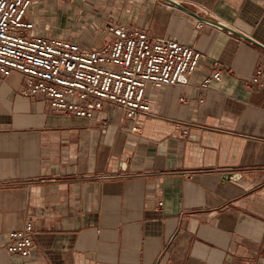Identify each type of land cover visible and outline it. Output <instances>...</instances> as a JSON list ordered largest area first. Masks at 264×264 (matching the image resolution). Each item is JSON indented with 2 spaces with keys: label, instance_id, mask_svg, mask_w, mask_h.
Segmentation results:
<instances>
[{
  "label": "crops",
  "instance_id": "crops-1",
  "mask_svg": "<svg viewBox=\"0 0 264 264\" xmlns=\"http://www.w3.org/2000/svg\"><path fill=\"white\" fill-rule=\"evenodd\" d=\"M179 1L264 45V0ZM27 17L84 46L121 23L202 59L189 85L147 87L137 132L118 107L57 113L22 94V74H0V264H261L264 50L165 0H33ZM214 61L222 76L201 92ZM29 219L32 253L8 252Z\"/></svg>",
  "mask_w": 264,
  "mask_h": 264
},
{
  "label": "built area",
  "instance_id": "built-area-1",
  "mask_svg": "<svg viewBox=\"0 0 264 264\" xmlns=\"http://www.w3.org/2000/svg\"><path fill=\"white\" fill-rule=\"evenodd\" d=\"M32 1L0 0V74H22V94L40 93L57 113L90 117L108 103L118 107L130 130L137 132L140 114L150 111L147 87L189 85L202 59L191 45L152 37L121 23L107 24L112 37L93 46L35 32L34 22L26 16ZM263 71L261 65L253 76L260 85L264 84ZM221 76L214 61L195 86L204 92ZM203 100L199 96L198 101ZM33 232L29 219L8 233L2 247L29 256ZM259 263L264 264L262 257Z\"/></svg>",
  "mask_w": 264,
  "mask_h": 264
},
{
  "label": "water",
  "instance_id": "water-1",
  "mask_svg": "<svg viewBox=\"0 0 264 264\" xmlns=\"http://www.w3.org/2000/svg\"><path fill=\"white\" fill-rule=\"evenodd\" d=\"M166 2L170 3V4H173L177 7H180L184 10H187L189 12H192L194 15L198 16L200 19H203V20H207V21H210L211 23L215 24V25H219L220 27L222 28H225L229 31H231L232 33H235V34H238L239 36H241L242 38L244 39H247L257 45H259L263 50H264V45H261L259 43H257L254 39L250 38L249 36L245 35V34H242L240 32H238L236 29L232 28L231 26L227 25L226 23H222V22H219L218 20L214 19V18H211V17H208V16H203V15H200L192 10H190L186 5H184L181 1L179 0H165ZM240 173H236V172H226V173H223L222 175V178L223 179H239L240 177Z\"/></svg>",
  "mask_w": 264,
  "mask_h": 264
},
{
  "label": "rangeland",
  "instance_id": "rangeland-1",
  "mask_svg": "<svg viewBox=\"0 0 264 264\" xmlns=\"http://www.w3.org/2000/svg\"><path fill=\"white\" fill-rule=\"evenodd\" d=\"M28 11V10H27ZM26 16H27V14H26ZM29 18V17H28Z\"/></svg>",
  "mask_w": 264,
  "mask_h": 264
}]
</instances>
